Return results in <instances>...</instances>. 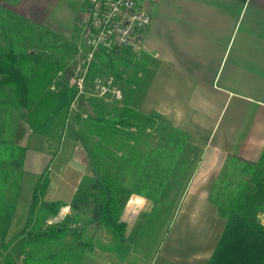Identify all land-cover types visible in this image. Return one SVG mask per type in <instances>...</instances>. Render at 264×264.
I'll return each mask as SVG.
<instances>
[{"label": "crops", "instance_id": "obj_1", "mask_svg": "<svg viewBox=\"0 0 264 264\" xmlns=\"http://www.w3.org/2000/svg\"><path fill=\"white\" fill-rule=\"evenodd\" d=\"M137 2L151 16L140 51L145 65L128 92L110 77L120 99L100 98L87 85L80 94L63 85L59 73L53 82H60L50 88L55 105L47 123H34L7 99L0 103V142L24 150L12 170L15 203L9 190L0 210L7 220L5 238L14 220L24 227L36 220L29 209L34 187L44 178L38 206L59 207L45 217L43 230L67 225L80 231L83 250L76 264H207L225 226L213 202L223 171L240 165L232 169L229 195L258 181L264 184V0ZM62 3L63 15L75 16L81 7ZM54 45L46 46L60 47ZM82 94L91 100L79 105ZM125 110L157 116L178 134V149L167 154V176L174 179L160 206L137 194L149 162L156 161L154 129H142L133 115L115 125V140L105 142L108 135L100 130ZM78 112L83 113V136L76 131ZM97 141L110 151L106 158L122 168L118 181L128 192L120 216L126 226L123 242L70 207L78 188L96 176L88 150ZM157 207V216L149 219Z\"/></svg>", "mask_w": 264, "mask_h": 264}, {"label": "trees", "instance_id": "obj_2", "mask_svg": "<svg viewBox=\"0 0 264 264\" xmlns=\"http://www.w3.org/2000/svg\"><path fill=\"white\" fill-rule=\"evenodd\" d=\"M45 33L54 37L48 31ZM3 40L5 49L3 56L0 57V103L4 99L2 90L10 87L16 97V103L12 102L13 106L28 112L31 121L38 125L47 123L53 116L55 105L50 87L62 67L60 63L63 61L62 57L61 61H55L25 51L12 37L3 36ZM44 49L51 50L47 46H44ZM114 78L120 80L119 76ZM134 82L135 80L129 84H135ZM133 115L137 114L125 110V115L117 120L105 121L100 130L112 136L115 125ZM100 130H97V135H100ZM171 132L178 138L177 133ZM88 151L94 161L96 176L86 180L78 188L70 207L77 213L87 214V223L108 229L115 240L123 242L126 226L121 222L120 216L127 203L128 192L118 181L122 168L119 166L120 163L116 164L106 158L109 154L100 150L99 141ZM23 156V149L7 142H0V210L9 191L12 170L19 167V161ZM162 161L163 159L159 158V162H149L143 182L137 188L138 195L151 199L157 206L166 200L174 179L173 176L172 178L167 176V166L162 165ZM45 186L46 180L41 178L34 187L29 214L35 216L36 220L34 222L29 220L15 238L22 241L23 256L27 255L23 243L42 245L65 233L74 236L78 246L83 247L78 229L67 225L53 226L43 231L39 229L45 217L55 213L59 207L58 204L38 206ZM246 190L240 188L237 193L229 195L221 189L213 195V202L217 206L219 216L225 220V226L207 264H264V222L261 219L264 215V184L258 181ZM158 210V207L155 208L149 219H154ZM30 227L34 231L30 230ZM3 245L6 249V244ZM51 259H54V256ZM4 262L11 264V256L7 251Z\"/></svg>", "mask_w": 264, "mask_h": 264}, {"label": "rangeland", "instance_id": "obj_3", "mask_svg": "<svg viewBox=\"0 0 264 264\" xmlns=\"http://www.w3.org/2000/svg\"><path fill=\"white\" fill-rule=\"evenodd\" d=\"M62 1L0 0V57L3 56L5 49L3 36L12 37L13 40L27 52H32L38 56L49 57L55 61H61L60 58L62 57L63 61L60 62L62 67L58 72V74L60 73L61 77L64 79L62 84L75 87L79 63L86 57V51L81 44L75 27L77 14L75 16L63 15L60 11L63 4ZM64 1L66 3L72 2L78 7L81 6L83 0ZM61 27L64 29H60ZM49 29L55 31L60 30L59 33H61L62 36L56 38L47 35L45 32L48 31L51 33ZM57 43L60 44V47L58 46L51 50L44 49V46L46 45H54ZM64 45H66V47L63 48ZM144 65L145 58L140 55V52H109L108 54L100 52L91 64V68L85 80L84 89L86 85L89 89H94V79L97 77H102L103 79L111 77L115 80L114 77L119 76L120 80H118L119 83L117 85L121 88H118L127 91V86L130 87V85H132L129 84V82L136 80V76L143 71ZM58 74L54 77V81L60 77ZM57 82L60 81L52 82V85L55 86V83L57 84ZM115 83L116 82H113L112 80V85ZM51 92H53V90H51ZM2 94L4 95V99L9 100L11 103L13 102V104L16 103L14 91L10 87H5L2 90ZM79 98V105H84V102L88 101L90 97L82 94ZM93 100L95 99L93 98ZM82 107L83 106H81V108ZM75 118V121L77 122L76 131L79 135L83 136V113H75ZM134 120H137L142 127H152L154 129V134L156 135V138L159 139V149L157 150L155 162H159L160 158L163 159L161 164L167 166V154H171V152H175L178 149L175 145V142L177 141L176 139L178 138L167 129V126L160 122L161 119L157 116L146 117L143 115H137ZM114 138V134H112V136L108 135L105 142L110 139L115 140ZM182 148L183 146L181 145V152ZM100 150L108 152V154L110 152L105 147H101ZM239 166V164L232 163L221 174L219 189L224 190V193H226L229 187L235 183L233 174L236 171H234L235 169H232L233 167ZM14 176L11 178L12 182L10 181L12 187L9 186L11 193L10 196L13 200L12 204L15 203L13 186V179H15ZM6 221L4 214L0 211V264H5V251L11 256V264H76L78 254L82 251L83 247L78 246L74 236L72 237L70 234L65 233L55 240L42 245L23 243L27 254L26 256H23L21 251L22 241L15 238L19 232L24 229V225L20 226L17 224V221L14 220V224L11 226L12 232L8 235V238H5V232L7 229ZM29 229L34 231L32 227ZM39 229L43 231V225H40ZM24 241L25 239H23V242ZM3 244H6V249ZM52 256H54V259H51Z\"/></svg>", "mask_w": 264, "mask_h": 264}, {"label": "built area", "instance_id": "obj_4", "mask_svg": "<svg viewBox=\"0 0 264 264\" xmlns=\"http://www.w3.org/2000/svg\"><path fill=\"white\" fill-rule=\"evenodd\" d=\"M150 25L149 12L137 0H85L75 22L86 51L77 71L75 88L78 92L84 93L85 80L98 53H139ZM93 88L100 98L108 94L121 98L110 78H95Z\"/></svg>", "mask_w": 264, "mask_h": 264}]
</instances>
